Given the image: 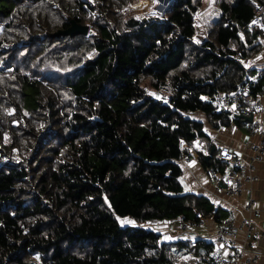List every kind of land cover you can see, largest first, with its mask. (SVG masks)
Here are the masks:
<instances>
[{
	"label": "trees",
	"instance_id": "1",
	"mask_svg": "<svg viewBox=\"0 0 264 264\" xmlns=\"http://www.w3.org/2000/svg\"><path fill=\"white\" fill-rule=\"evenodd\" d=\"M133 1L0 0V264H177L188 245L212 264L210 243L141 224L213 212L183 193L181 143L205 134L193 112L241 120L212 98L245 80L254 4L169 0L139 17ZM70 19L88 33L55 35Z\"/></svg>",
	"mask_w": 264,
	"mask_h": 264
},
{
	"label": "crops",
	"instance_id": "2",
	"mask_svg": "<svg viewBox=\"0 0 264 264\" xmlns=\"http://www.w3.org/2000/svg\"><path fill=\"white\" fill-rule=\"evenodd\" d=\"M253 4L259 2L252 0ZM254 18V15H253ZM252 18L251 24L256 23L260 29L261 35L258 38L259 48L247 57L238 58L245 68V79L254 76L258 67L264 65V15L260 20ZM263 20V21H262ZM231 42L227 46H230ZM234 91V90H232ZM229 91H219L224 93ZM217 94V93H216ZM213 102L218 109H227L230 115V108H224ZM192 117L203 123L205 135L211 137L216 142L217 146L214 153H218V146L222 144L228 145L236 154L247 162L251 151L246 147L248 143H256L259 138V131L264 130V113L252 114L251 125L249 128L244 126V119L239 116H232L240 118V121H231L227 126H213L207 119L206 115L201 111L191 113ZM231 116V115H230ZM182 148L188 149L189 153L178 161L181 167L180 182L183 187V193H189L196 197H202L208 201V205H212L213 212L219 221H222L233 215L235 219L249 218L251 220L253 230L261 233L264 230V157L261 162L255 164L254 173L258 176V180L253 183H248L244 186L243 191L239 195L230 196L224 192L225 178L228 173V166L223 163L219 169V177L221 183L217 186L206 171V166L203 164L202 157L197 153L196 138L193 141L192 147L186 142L181 143ZM213 153V154H214ZM212 154V155H213ZM249 200H253L252 208L259 210V214H255L247 208ZM129 223H135L131 219H125ZM183 221V224L179 222ZM142 227L152 230L160 235V240L164 243L174 245L175 243L194 244L197 241L210 243L214 249L216 241L214 237L208 236L204 228L191 223L190 219L183 217L163 219V220H148L141 224ZM244 233L240 232L236 244L243 249V257H250L257 254L259 257V264H264V235L253 238L248 243L244 242ZM225 252L230 251V247H223ZM174 250V249H173ZM194 250L186 247L181 249L178 253L179 259L191 257L195 255ZM199 257L202 255L201 264H210L208 259L209 253L206 254L203 249H199Z\"/></svg>",
	"mask_w": 264,
	"mask_h": 264
},
{
	"label": "built area",
	"instance_id": "3",
	"mask_svg": "<svg viewBox=\"0 0 264 264\" xmlns=\"http://www.w3.org/2000/svg\"><path fill=\"white\" fill-rule=\"evenodd\" d=\"M264 15V3L255 2L254 20H260ZM259 80H263L257 85ZM214 100L224 108H230L231 116H240L244 119V126L249 128L251 122L246 117L252 114L264 113V65L257 68L253 77L245 79L234 91L217 93ZM259 138L256 143H248L246 147L251 151L248 161L245 162L240 155L226 144L218 146L217 158L221 163L228 166V173L225 178L224 192L227 195H239L248 183L258 180L254 173L255 164L261 162L264 157V130L259 131ZM216 142L213 138L202 134L196 136L197 153L208 155ZM206 171L219 186L221 183L219 169L215 166H207ZM253 200H249L247 208L255 214L259 210L252 208ZM191 223L204 228L208 236L214 237L215 247L211 252L212 264H259V257L253 254L250 257H243V249L236 244L238 234L244 233L243 239L248 243L253 238L264 235V230L257 233L253 230L249 218L235 219L230 215L226 219L219 221L213 213H204L201 210H195L194 217L190 219ZM183 224L182 220H179ZM224 246L230 247L229 252H225ZM177 264H200L197 257H187L179 259Z\"/></svg>",
	"mask_w": 264,
	"mask_h": 264
},
{
	"label": "rangeland",
	"instance_id": "4",
	"mask_svg": "<svg viewBox=\"0 0 264 264\" xmlns=\"http://www.w3.org/2000/svg\"><path fill=\"white\" fill-rule=\"evenodd\" d=\"M139 1H144L141 6L134 8L132 5ZM169 0H134L133 3L129 4V9H131L137 16L144 17L146 14L152 13H162L163 10L166 8L167 3ZM165 7L161 8L162 6ZM122 221H126L123 219Z\"/></svg>",
	"mask_w": 264,
	"mask_h": 264
},
{
	"label": "water",
	"instance_id": "5",
	"mask_svg": "<svg viewBox=\"0 0 264 264\" xmlns=\"http://www.w3.org/2000/svg\"><path fill=\"white\" fill-rule=\"evenodd\" d=\"M163 7H165V4H164ZM163 7H161V8H163ZM88 29H89L88 25H84V24L76 22L74 19H70V25L67 28L59 29V30L55 31L54 34L55 35H69V36H74V35H77V34L86 35L88 33ZM246 119L248 121H251L252 120V115H249L248 117H246ZM192 135L195 136V133H192ZM215 149H216V145H213V147L211 148L210 153L208 155H204V160L205 161L209 160V158L214 153Z\"/></svg>",
	"mask_w": 264,
	"mask_h": 264
},
{
	"label": "bare ground",
	"instance_id": "6",
	"mask_svg": "<svg viewBox=\"0 0 264 264\" xmlns=\"http://www.w3.org/2000/svg\"><path fill=\"white\" fill-rule=\"evenodd\" d=\"M144 3V1H139V2H137V3H134L132 6L134 7V8H136V7H138V6H141L142 4ZM163 7V6H162ZM250 122V121H249Z\"/></svg>",
	"mask_w": 264,
	"mask_h": 264
}]
</instances>
